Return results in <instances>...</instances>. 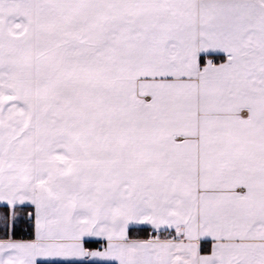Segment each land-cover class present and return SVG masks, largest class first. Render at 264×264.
<instances>
[{"label": "snow or ice", "instance_id": "6c2138e0", "mask_svg": "<svg viewBox=\"0 0 264 264\" xmlns=\"http://www.w3.org/2000/svg\"><path fill=\"white\" fill-rule=\"evenodd\" d=\"M0 264H264V0H0Z\"/></svg>", "mask_w": 264, "mask_h": 264}]
</instances>
